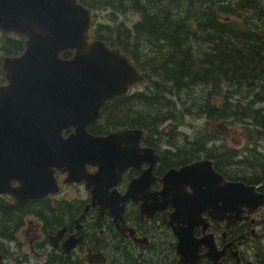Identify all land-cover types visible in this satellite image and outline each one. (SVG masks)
Returning <instances> with one entry per match:
<instances>
[{
  "label": "water",
  "instance_id": "water-1",
  "mask_svg": "<svg viewBox=\"0 0 264 264\" xmlns=\"http://www.w3.org/2000/svg\"><path fill=\"white\" fill-rule=\"evenodd\" d=\"M91 23L90 10L78 0H0V31L24 38L23 50L5 55L1 62L5 83L0 84V193L19 191L10 187V178L19 174L10 173L7 163L24 154V146L38 144L28 153L49 162L44 171L45 186L37 189L36 180L20 200L55 192L56 167L67 172L68 181H84L91 192V201L80 216L97 203L100 214L110 216L118 231L134 236V229L124 220L125 200L140 201L141 216L149 217L164 209L158 194L164 198L162 203L168 195L174 207L168 222L177 236L176 264H197L204 256L217 261L223 250H215L211 235H192L194 226L203 224L204 230L208 225L202 213L207 211L214 217L230 212L228 221L237 220L245 208L249 211L263 205L264 193L257 192L255 185L225 180L213 170L210 159L170 168L157 192L148 187L151 167L133 178L124 193L115 187L109 190L120 181L125 167L143 159L140 151L153 149L139 145L141 128L124 127L104 134L87 129L99 119L107 101L126 94L144 79L120 48L90 38ZM64 50L73 52L63 57ZM65 128L72 131L64 135ZM87 165L95 170L88 172ZM203 176H210L215 185L209 187ZM187 186L190 191H186ZM64 231L61 228L50 235L52 244ZM80 240L81 235L71 234L62 244L64 253ZM202 245L206 251L199 253ZM87 261L103 264L106 256L89 250Z\"/></svg>",
  "mask_w": 264,
  "mask_h": 264
},
{
  "label": "trees",
  "instance_id": "trees-1",
  "mask_svg": "<svg viewBox=\"0 0 264 264\" xmlns=\"http://www.w3.org/2000/svg\"><path fill=\"white\" fill-rule=\"evenodd\" d=\"M78 1L91 11V38L120 48L144 77L103 106L100 119L87 127L91 133L138 127L147 138L162 131L170 136L185 117L198 115L204 119L203 128L191 143L172 146L175 162L197 158L201 152L230 162L224 150L219 158L220 148L205 147L207 139L219 138L221 127L230 125L238 128L244 147L226 151L238 155L245 150L239 162L261 175L264 163L255 147L264 140V0ZM23 48L22 36L0 31V72L2 58ZM70 54L62 52L64 57ZM62 215V209L60 214L46 209L45 233L62 225ZM16 221L0 201V243L12 238ZM108 252L113 256L110 264H139L136 257L123 254V247L120 251L112 246Z\"/></svg>",
  "mask_w": 264,
  "mask_h": 264
},
{
  "label": "flooded vegetation",
  "instance_id": "flooded-vegetation-1",
  "mask_svg": "<svg viewBox=\"0 0 264 264\" xmlns=\"http://www.w3.org/2000/svg\"><path fill=\"white\" fill-rule=\"evenodd\" d=\"M2 78L3 80L0 81V84L5 83L4 72ZM71 131L72 128H65L63 134L67 135ZM145 137L143 130L139 145L142 148L153 149V151H140L139 154L144 155L143 159L137 165L125 167L121 172L120 181L114 186L109 187V190L115 187L120 194L124 193L128 183L133 178L139 176L143 170L151 167L150 172H147L149 174L146 173L147 179H150L148 187L149 190L157 192L163 187L161 178L170 168H178L196 160L210 159L213 170L221 174L225 180H240L246 184L255 185L257 192L264 193V170L261 172V175H257L255 172L248 179H238L237 176H232L231 172H227L226 168H222L223 166L220 165L221 161L219 162L216 156L212 155V157H208L204 152L199 153L200 155L198 154L197 158L177 163L173 160L177 153L174 151V147H172L176 144L168 141L167 147L164 148L160 144L162 140L167 141V138L163 136ZM145 139L151 143L145 141ZM210 141L213 140L207 139V143ZM37 145L24 146L21 152H26L7 163L10 167V173L13 175H23L26 178L19 175H14L10 178V187L16 190L19 189L17 193L15 192L16 194L12 192L0 193V201L3 202L4 206L9 207V214L13 215V218H17V221L14 223L12 238L8 241L9 246L0 249L2 257L0 264L4 262V258L8 261L6 264H90L87 261L89 250L93 252L102 251L106 256V262L103 264H108V258L109 260L111 258L102 248L104 243L102 242L103 245H101L94 236V229L100 226L98 220L101 218L108 219V229L112 232V238H114L112 246L119 248L120 251L121 247H123V254L125 252L128 256H134L131 253L134 251V257H136L139 264H144L141 257L145 252H148V254L157 253L159 246L163 248L160 249L161 252L168 250L167 255L174 259V262L172 261L173 263L171 264H176L177 254L175 245L177 236L168 222L170 218L169 214L173 211L174 207L172 205V197L168 195H166L165 201L162 203L164 198L158 194V203L164 204V209H157L149 217L141 216L140 201L125 200L123 216L127 226L134 229V236H131L128 231L124 233L118 231L110 216L100 214L99 204L97 203L91 205L84 216H80L85 205L91 201V192L84 181H68L67 172L56 167H53L54 180L58 186L55 192H47L46 194L20 200L19 197H23L22 193L24 191L26 193V190L36 185V180L38 182L37 189L45 186L44 171L49 162H45L42 157L34 158L28 153V150L35 149ZM263 160L262 164L264 163ZM227 164L230 165L231 163L228 162ZM227 164L224 166H227ZM86 169L88 172H93L95 167L87 165ZM203 171H205L204 168ZM205 180L209 187L215 185L216 181L210 176L205 177ZM69 188L77 189L78 192L83 190L84 196L79 195L73 200L66 199ZM190 190L191 188L187 186L186 191ZM148 201L150 203L151 200L148 199ZM58 206L70 209L67 212V214H70V217L60 227L54 229V231L45 233L46 209H56ZM90 210L95 211L96 220L94 221L88 220ZM228 214L230 212L224 215L218 213L212 217L207 211H204L201 218L204 222H207V227L204 230H202L203 224L193 227L192 235L194 237L210 234L215 244V250H223L222 256L217 261L214 262L209 256H204L197 264H264V204L249 211L245 208L242 216L237 220L228 221ZM61 228H65V231L62 236L56 238L54 245L51 242L50 235H55ZM106 231L107 229L100 227L97 229V235L103 236ZM71 234L75 236L81 235V240L65 254L62 244ZM135 237L141 238L142 241H137ZM25 244L28 245V251L22 248ZM204 251H206V247L202 245L199 253H203ZM30 257H35L36 263L32 262Z\"/></svg>",
  "mask_w": 264,
  "mask_h": 264
},
{
  "label": "rangeland",
  "instance_id": "rangeland-1",
  "mask_svg": "<svg viewBox=\"0 0 264 264\" xmlns=\"http://www.w3.org/2000/svg\"><path fill=\"white\" fill-rule=\"evenodd\" d=\"M101 15H100L99 20L103 21L104 19L102 18ZM135 19H137L136 16L134 17V20ZM96 22H98V19L96 20ZM2 74H3V72H0V77L2 76ZM2 80L3 79H0V81H2ZM168 123H169V121H166L165 123H163L161 125V129L166 128V125ZM203 123H204V119L202 117H199L198 115H196V117H185V120L182 122V124L179 127H177L175 131L172 132V134L174 136L173 135H170V136L164 135V133L167 131H162V134H160V136H163L164 138H167L168 140L167 141L162 140L160 145L162 147L166 148L167 144L169 143L168 141H172L171 139L176 140V142H174L176 144V146H182L186 143L187 144L191 143V141H193L194 139H197L198 136H196V135L203 128ZM175 132H177V133H175ZM221 133L222 134L219 136V138L214 137L215 139H211L213 141H210L209 143H207L206 148H208V149H213V147H215V149L220 148V150L216 151L217 153H219V154H217L219 156V158H220L221 151L224 150L223 151L224 154L227 155L228 157H230L229 161L231 164L224 166L226 163L221 162L220 165L223 166L222 168H226L227 172H231L232 176H243L244 179L245 178L248 179L249 177H252L256 171L253 168H251L250 165L248 167V165L246 163H244L245 165H243L242 162H239L240 161L239 159L241 158L242 153L245 150L240 152L241 154H238V155H235L233 152H230V151L227 152L226 151V149H242L244 147L241 145L242 138H241L240 132L238 131V128L235 126L223 125L221 127ZM154 136L156 137L157 135H154ZM171 136H173V138H170ZM202 139L206 141L205 137H202ZM258 141H259V143L255 147V149L257 150L256 152H258V153H256V152L255 153H256V156L260 157L263 160V158H264V140H258ZM170 143H172V142H170ZM174 143H172V144H174ZM250 147L253 148L252 144H250ZM218 151H220V152H218ZM251 158L253 159V157H251ZM251 158L249 157L248 161L253 162V160H250ZM254 161H255V159H254ZM246 165H247V167H246ZM79 195H81L82 197L84 196L83 190L78 192L77 189L69 188L67 195H66V199L73 200L76 197H78ZM56 209H58L59 214H60V209H62V214H63L62 217H63L64 221L70 217V214H67V212H65L64 206H58ZM71 215H72V212H71ZM88 220L89 221L90 220H92V221L96 220L94 210H90V212L88 213ZM98 222H100V226H97L94 229V236L96 237L97 241L101 245H103L102 242L104 243L102 248L106 252L107 255L109 254L108 256L112 259L113 258V256L111 255L112 253L110 254V252H108V250H109V248L112 247L114 238H112V232L108 229V225H107L108 219L107 218H101L98 220ZM100 227L107 229L106 233L103 236L97 235V229ZM29 236H31V235L29 234ZM24 237H22V238H24ZM8 246H9V242L7 240L0 243V249H4ZM22 248L25 249L26 251H28V245L27 244L23 245ZM160 249H163V248L159 246L158 252L154 253V254H148V252H145V254H143L141 257L142 261H144V264H171V261L174 262V259L172 257L170 258L167 255L168 250H164V252H161ZM131 253L135 256L134 251H132ZM30 258H31L32 262L36 263L35 257H30ZM108 261H109L108 264H110L109 258H108ZM6 263H8V261L4 258V262L2 264H6Z\"/></svg>",
  "mask_w": 264,
  "mask_h": 264
}]
</instances>
